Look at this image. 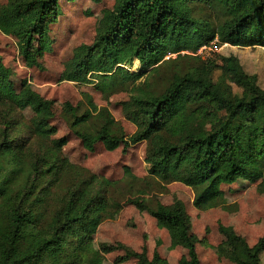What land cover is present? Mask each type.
I'll return each instance as SVG.
<instances>
[{"label": "trees", "instance_id": "1", "mask_svg": "<svg viewBox=\"0 0 264 264\" xmlns=\"http://www.w3.org/2000/svg\"><path fill=\"white\" fill-rule=\"evenodd\" d=\"M60 1L0 0V31L21 41L22 57L35 67H41L34 52L35 40L40 49L50 50L48 32L62 13ZM92 1L99 4L102 0ZM217 42L264 48V0H115L113 8L103 12L95 41L74 51L61 81L92 84L105 93L135 85L138 95L123 108L137 131L126 140L107 111L99 113V128H95L96 118L90 111L79 115L67 103L71 128L84 148L94 152L96 145L102 144L112 152L147 142L149 179L191 188L199 210H230L221 187L240 180L259 183L258 192L264 194V88L237 57L212 60L199 55L203 47ZM136 61L140 63L138 72L124 68ZM183 62L189 66L183 67ZM164 66L171 72L164 92H154L146 82L136 85ZM2 105L30 109L35 115L31 134L53 146L42 157L27 155L12 138L11 123L3 122L0 264H103L91 236L125 206L148 213L168 232L172 248L186 250L178 264H201L199 241L192 233L184 204H153L143 185L149 188L150 180H141L129 170L124 180L126 190L120 182L109 180L97 182L99 187L94 190V179L77 177L78 168L60 159L66 138L51 139L56 134L51 125L53 102L35 92L27 81L16 90L10 70L0 59ZM209 107L214 111L209 113ZM204 116L209 128L201 122ZM69 173L77 178L63 187ZM55 186L63 192L57 208L52 205ZM220 233L225 237L219 248L221 257L235 264H262L264 236L250 246L232 228L221 226ZM118 248L125 254L116 264L132 260L137 264H168L158 253L150 260L145 250L135 252L120 245H104L102 250L112 253Z\"/></svg>", "mask_w": 264, "mask_h": 264}, {"label": "rangeland", "instance_id": "2", "mask_svg": "<svg viewBox=\"0 0 264 264\" xmlns=\"http://www.w3.org/2000/svg\"><path fill=\"white\" fill-rule=\"evenodd\" d=\"M6 3V0H2ZM115 0H102L96 4L92 0H61L62 13L48 32L50 50L43 51L38 46V39L34 43V52L37 55L41 67H35L27 62L20 53L21 41L12 36H6L0 31V59L10 70V79L16 90H20L22 82L27 81L32 89L53 102L54 117L51 125L55 127L56 134L52 140L66 138L67 144L62 148L60 159L67 160L74 169L78 168L76 175L83 181L94 179V190L98 189V183L103 180L120 182L121 188L126 190L125 175L129 170L141 180H150L149 198L152 203L157 201L164 205H172L175 201H181L190 217L192 233L198 238L197 252L201 264H235L233 261L219 255V248L224 243L225 237L220 233V227L234 229L245 237L248 244L253 246L264 236V194L258 192V184H251L240 180L232 185H223L227 205L230 210L221 207L211 210H199L194 206V191L181 183L164 185L157 180L149 179V164L146 155L149 148L147 142H142L127 149L121 146L115 151H107L102 144L95 147L94 152L86 150L82 141L71 128V117L66 113V105L69 103L77 109L79 115L90 111L94 119L95 128H99L97 120L99 113L107 111L116 122L119 130L126 140L137 131V127L126 117L123 104L129 102L132 97L138 95L135 85L120 87L115 92L105 93L96 89L95 85H81L74 82L61 81L66 63L69 62L74 51L82 45L90 46L100 32V21L103 12L112 9ZM208 13L211 10L208 9ZM205 58L218 60V56H235L240 60L245 71L258 76V84L264 88V48H240L230 45L213 43L203 54ZM176 58V56H172ZM183 67L188 63H180ZM131 72L140 70V63L134 62L132 66H125ZM149 73V71L147 72ZM148 76V74L146 75ZM146 76L136 85L146 82L154 92L162 93L168 86L171 78L170 69L164 66L154 76ZM235 92L238 89L234 87ZM96 107L97 112L93 108ZM213 112L212 107L208 108ZM208 114V113H207ZM34 113L30 109L20 110L10 105L0 106V130L3 122L9 121L12 125V138L16 144L21 145L27 155L42 157L51 152L52 142L42 141L32 135L29 127L33 122ZM206 128L210 123L207 116L201 119ZM2 136L0 134V143ZM69 173L63 187L77 178ZM120 188V189H121ZM63 192L60 187L53 188L52 205L57 208ZM60 197V198H59ZM59 198V200H58ZM93 248L100 251L103 264H116L118 257L125 254L124 249L112 253H104L103 246H122L135 252L146 251L148 258L153 259L158 253L168 264H178L187 252L181 247L172 248L168 232L158 227L157 222L148 213L140 212L133 206H125L114 219L105 220L97 232L91 236ZM124 264H137L135 260ZM264 264V255H262Z\"/></svg>", "mask_w": 264, "mask_h": 264}, {"label": "built area", "instance_id": "3", "mask_svg": "<svg viewBox=\"0 0 264 264\" xmlns=\"http://www.w3.org/2000/svg\"><path fill=\"white\" fill-rule=\"evenodd\" d=\"M208 49H210V47H203V48L199 51V55L204 54V52L207 51Z\"/></svg>", "mask_w": 264, "mask_h": 264}]
</instances>
